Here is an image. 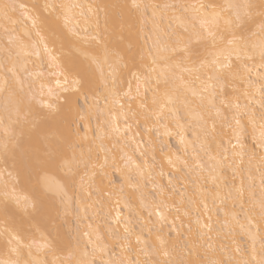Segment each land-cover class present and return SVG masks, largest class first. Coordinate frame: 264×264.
Wrapping results in <instances>:
<instances>
[{
  "label": "snow or ice",
  "instance_id": "6c2138e0",
  "mask_svg": "<svg viewBox=\"0 0 264 264\" xmlns=\"http://www.w3.org/2000/svg\"><path fill=\"white\" fill-rule=\"evenodd\" d=\"M0 264H264V0H0Z\"/></svg>",
  "mask_w": 264,
  "mask_h": 264
},
{
  "label": "bare ground",
  "instance_id": "6f19581e",
  "mask_svg": "<svg viewBox=\"0 0 264 264\" xmlns=\"http://www.w3.org/2000/svg\"><path fill=\"white\" fill-rule=\"evenodd\" d=\"M175 2H181V0H175ZM133 87H135V85H133ZM142 130H143V124H141L139 126V128L134 126L132 129V134H135L137 131L142 132ZM94 132H95V121H93L92 126H91V133H94ZM136 139H137V144L140 145L141 150H143V145L145 144L147 137H144V139L141 140V137L137 136ZM169 143L173 146V148H175L176 138H169ZM249 143H250V138H249ZM107 147L109 149H111L113 153H115L117 155V158H119L120 156L124 155V153H128L129 155H132L133 151L135 150L137 145H133L131 148H129L123 143V141L117 142L116 140H113L112 142L107 144ZM152 154H155L157 156V159L159 160L160 152H159L158 147L156 148L155 153H152L151 151L149 152V158ZM133 158L137 159L139 161V152H136L135 156H133ZM228 176H229V178H231V172L228 173ZM110 179L114 182V184L117 188H119L123 182V177L121 176L120 172L116 171L115 169L110 170ZM159 182H160V184L167 186L168 175H165L163 178H160ZM106 183H107V181H106ZM148 190L153 191L151 184L148 185ZM125 192L129 195H133L132 207H136V204L138 203V201L135 199L134 189H132L128 185H125ZM177 199H178V197H177ZM121 210L124 211L126 215L128 214L127 210H124L123 208ZM220 218H221V220L223 219L222 216ZM215 219H216V217L213 216V220H215Z\"/></svg>",
  "mask_w": 264,
  "mask_h": 264
}]
</instances>
